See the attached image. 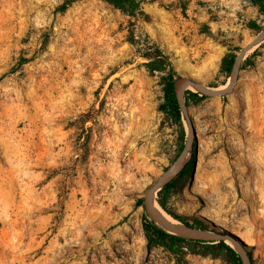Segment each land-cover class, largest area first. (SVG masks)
Wrapping results in <instances>:
<instances>
[{
    "label": "rangeland",
    "instance_id": "1",
    "mask_svg": "<svg viewBox=\"0 0 264 264\" xmlns=\"http://www.w3.org/2000/svg\"><path fill=\"white\" fill-rule=\"evenodd\" d=\"M64 1L0 0V264H179L147 247L142 226L138 200L179 150L159 110L161 74L141 52L156 42L178 75L220 88L224 56L264 14L253 0H145L135 18L105 0L61 11ZM255 50L227 96L189 104L196 167L168 208L236 236L264 264V42Z\"/></svg>",
    "mask_w": 264,
    "mask_h": 264
},
{
    "label": "trees",
    "instance_id": "2",
    "mask_svg": "<svg viewBox=\"0 0 264 264\" xmlns=\"http://www.w3.org/2000/svg\"><path fill=\"white\" fill-rule=\"evenodd\" d=\"M76 1L78 0H65L60 6V10H66ZM105 1L114 5L124 14L133 18L143 13L142 4L145 2V0ZM253 2L256 6H258L260 12L264 14V0H253ZM249 25L254 30H261V27L258 26L255 21H251ZM130 41L133 45H138V41L135 38L134 33L131 34ZM46 43L47 40H45L44 44L46 45ZM238 50H240L239 47L230 50V52H228L222 60V72L226 73L227 76L231 75V71L237 54L236 51ZM255 54L256 50L244 60L242 68L254 64L252 57ZM141 56L146 59L145 66L149 73L161 74L164 100L159 105V110L166 114L169 118H171V120L177 126L178 150L180 154L187 141V131L184 125V115L179 106L175 91V78L178 74L175 70L173 61L170 55L160 45H158L156 42L151 41L147 42V46L143 49V52H141ZM185 97L188 106L190 103L198 104L206 98V96L202 95L200 92H195L190 89L186 90ZM195 166L196 155L193 153L190 161L187 163L185 168L158 192L157 201L165 211L171 214L174 218L189 226L205 230H212L220 234H228V232H226L222 228L214 226L204 218L176 214L168 208L169 198L177 190V188L183 186L188 179L192 178ZM138 201L140 204L144 203V200L142 198ZM142 226L147 240V247L149 249L155 246H161L165 248L177 258L179 264H189L184 256L186 250L202 255H216L220 253L225 255L230 264H243L239 253L234 247H232L231 244L227 243L225 240L204 241L169 233L160 225L153 222L147 213H145L143 216ZM211 226L213 227V229L211 228ZM242 245L248 251L252 259L250 246L244 243H242Z\"/></svg>",
    "mask_w": 264,
    "mask_h": 264
},
{
    "label": "water",
    "instance_id": "3",
    "mask_svg": "<svg viewBox=\"0 0 264 264\" xmlns=\"http://www.w3.org/2000/svg\"><path fill=\"white\" fill-rule=\"evenodd\" d=\"M263 42H264V28L240 48V50L236 54V58L230 75L229 84L226 88L221 89L219 87H209L198 82L197 80H194L193 78H189L182 75L176 76L175 91L179 106L182 110V113L188 125L187 141L185 143L183 150L178 155V157L158 177V179L153 184H151V186L148 188L147 192L143 197L146 213L149 215V217L153 222L160 225L164 230H166L169 233L191 239H198L204 241H221V240H225L226 242L230 241L232 247H234L236 251L239 253L243 264H253V261L248 251L245 249V247H243L242 245L243 242L239 238L233 236L229 232L228 234H220L212 230H205V229L189 226L179 221L178 219L174 218L170 214L175 220L178 221L177 223L171 222L159 214V212L155 207V202L160 206V204L157 201L158 192L167 183L172 181L185 168L187 163L190 161L193 153L197 156V133L193 119L189 112V107L186 102L185 94H186V90H188L187 88H185L186 85L192 87L190 90L195 92H200L202 95H205L206 97L227 96L233 90L235 84L239 80V75L244 60L248 57L250 52L254 51V49L259 45H261Z\"/></svg>",
    "mask_w": 264,
    "mask_h": 264
},
{
    "label": "bare ground",
    "instance_id": "4",
    "mask_svg": "<svg viewBox=\"0 0 264 264\" xmlns=\"http://www.w3.org/2000/svg\"><path fill=\"white\" fill-rule=\"evenodd\" d=\"M228 84H229V82H228L225 86H222V87H220V88H221V89L226 88V87L228 86ZM185 88H187V89H191L192 87L189 86V85H186ZM155 207H156L157 211L159 212V214H160L162 217L168 219V220L171 221V222H175V223L178 222V221L175 220L171 215H169L165 210H163V209H162V208H161L156 202H155Z\"/></svg>",
    "mask_w": 264,
    "mask_h": 264
}]
</instances>
